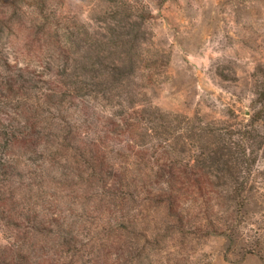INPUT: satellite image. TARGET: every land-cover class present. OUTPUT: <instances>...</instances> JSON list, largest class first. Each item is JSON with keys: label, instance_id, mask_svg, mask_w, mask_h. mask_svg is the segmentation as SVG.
<instances>
[{"label": "rangeland", "instance_id": "rangeland-1", "mask_svg": "<svg viewBox=\"0 0 264 264\" xmlns=\"http://www.w3.org/2000/svg\"><path fill=\"white\" fill-rule=\"evenodd\" d=\"M146 10L151 16L145 19ZM108 37L122 46L103 47L99 41ZM97 56L103 65L120 62L117 69L126 76L116 98H94V92L84 91L83 100H90L83 102L84 108L111 101L113 111H119L113 106L118 100L125 115L127 107L137 105L155 110L165 116L159 120L163 126L146 131L145 121L139 120L125 132L129 145L135 151L155 146L145 156L150 162L175 159L178 165L190 164L188 145L179 155L169 147L185 127L249 122L253 73L264 65V0H0V61L63 79L73 61ZM111 72L98 80L105 86L118 85ZM81 107L76 102L74 108ZM0 111L11 112L1 104ZM256 127L263 136L264 121ZM164 137L162 150L156 145ZM112 146L109 153L99 145L97 153L106 159L103 164L93 162L91 176L73 151L57 148L53 157L59 166H49L47 177H31L27 171L24 161L30 144L10 146L6 153L18 159V174L0 176V194L19 207L26 205L30 213L33 207L39 213L36 226L46 234L31 238L30 232L24 235L0 220V249L14 238L30 260L40 264H264L263 142L254 146L248 170L240 174L241 191L207 184L203 177L204 188L190 194L195 198L189 207L191 229H178L168 204L160 201L168 194L162 177L146 191L140 189L139 198L148 199L126 211L119 199L103 194L102 179L111 181L104 171L119 161L113 156L118 143ZM222 175L214 171L209 180L216 184ZM176 177L187 180L181 172ZM237 197L243 201L240 207ZM119 208L128 218L125 230L110 222L119 216ZM10 209L13 213L15 208Z\"/></svg>", "mask_w": 264, "mask_h": 264}, {"label": "trees", "instance_id": "trees-1", "mask_svg": "<svg viewBox=\"0 0 264 264\" xmlns=\"http://www.w3.org/2000/svg\"><path fill=\"white\" fill-rule=\"evenodd\" d=\"M150 16L151 12L146 10L143 17L146 19ZM132 40H135L134 37ZM99 43L103 47L110 45V47L119 48L122 46L120 41L113 40L112 37L103 39ZM98 58L97 56L94 60L88 58L83 61L76 59L68 67L69 73L63 74V79L56 77L59 74L46 76L35 68L29 70L19 65H12L5 59L0 61V104L11 111L10 113L0 111V176L15 177L18 174L15 172L19 165L17 164L18 159L14 157L12 160L10 154L6 153V150L14 144L17 146L30 144L31 149L27 152L28 155L24 161L27 171L30 172L31 177H47L51 171L48 169L49 166L52 170H55L56 164L59 166L53 157L57 148L64 147L73 151L74 155L84 163L82 165L90 168L91 176L95 174L93 162L103 164L106 159V156H99L97 153L99 145L102 146L101 149L110 153L113 151L112 145L118 143L113 156L119 161L112 163L104 171L111 181L106 183L103 178L99 185L103 194L108 198L119 199L121 207H124L126 211L128 206L148 199L144 196L139 198L142 196L141 191H146L151 184L157 183L159 177H162L161 182L168 190V194L162 195L160 201L168 204L167 207L175 218L178 229L186 226L189 229L193 228V215L189 207L192 206L190 202L192 199L194 202L195 198L194 196L191 198L190 194L200 192L206 180L207 184L226 188L227 191L236 193L242 190L240 186L243 181H241L240 174L248 170L250 152L252 153L254 146H257L255 144L264 143V135L260 136L256 127L257 123L264 121V65L255 68L253 73L254 99L249 122L236 127L234 125L217 127L214 123L203 127L197 124L185 127V132L178 133V136L173 138L174 142L169 144L171 151L175 152L174 155L185 151L183 147L185 144L191 149L186 158V161L190 159L191 163L185 161L186 163L178 165L175 159L160 163L158 159L151 162L145 160L147 151L150 149L153 151L155 146L143 150L137 148L135 151L134 147L129 145L130 137L125 134V132L132 131L139 120L145 121L146 131L148 129L154 131L157 127L163 126L159 120L165 116L160 117L155 110L142 105L131 107V109L127 107L130 110L127 116L124 114L125 106L118 100H113L115 102L113 106L116 109L120 108L119 111H113L112 106L110 107L111 101L99 105L90 104L89 107L84 108V103L87 104L90 101L85 97L83 100L84 91L94 92V98H104V96L108 99H111L110 96L116 98L120 96L117 86L120 88L121 79L126 76L117 69L118 66L120 67V62L113 63L112 66L103 65L98 63L101 62ZM111 71L116 73L112 81L119 84L113 85L112 83L105 86L98 78L102 77L104 81V77L112 73ZM78 76L82 78L79 79L80 81H76ZM65 77L72 81L66 82ZM76 102L82 105L78 110L74 108ZM133 116L134 120L129 119ZM164 127L167 128V126ZM157 133L158 131H155V135ZM73 136L78 139L76 142L73 141ZM141 142L144 146L145 141L142 139ZM164 146L165 137L164 140L160 139L156 147L163 150ZM176 147L181 148L178 154L175 151ZM91 153L96 155L95 158H92ZM52 160V164H47ZM4 166L9 171H6ZM213 170L223 174L221 178L216 177L218 178L216 184L209 180ZM59 172L64 174V171L59 170ZM180 172L187 177L186 181L176 177ZM9 197L12 198L13 194ZM239 200L236 205L240 207L243 201ZM10 206L15 208L13 213ZM122 211L123 209L119 208L117 210L119 216L111 219L110 222L125 230L128 218L125 212L122 214ZM28 212L26 205L19 207L13 200L0 194V220L6 222L13 230L18 232L22 230L24 235L30 232L32 238L44 231L35 223L39 213L34 211L33 207H31V213ZM18 220L28 221V223H20ZM9 226L6 227L10 229ZM197 228L203 229L204 227L197 225ZM22 248L13 238L5 250L0 249V264H40L38 261H32V257L30 260Z\"/></svg>", "mask_w": 264, "mask_h": 264}]
</instances>
